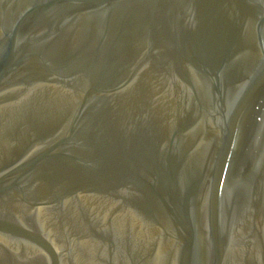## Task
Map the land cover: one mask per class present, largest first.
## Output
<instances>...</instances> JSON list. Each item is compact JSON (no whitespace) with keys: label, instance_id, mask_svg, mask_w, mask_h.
Here are the masks:
<instances>
[{"label":"water","instance_id":"95a60500","mask_svg":"<svg viewBox=\"0 0 264 264\" xmlns=\"http://www.w3.org/2000/svg\"><path fill=\"white\" fill-rule=\"evenodd\" d=\"M0 264H264V0H0Z\"/></svg>","mask_w":264,"mask_h":264}]
</instances>
